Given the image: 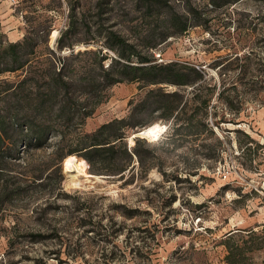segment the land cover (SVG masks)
<instances>
[{"label": "rangeland", "instance_id": "1", "mask_svg": "<svg viewBox=\"0 0 264 264\" xmlns=\"http://www.w3.org/2000/svg\"><path fill=\"white\" fill-rule=\"evenodd\" d=\"M20 1L0 0V32L8 41L20 40L24 33ZM95 1H83L91 26L102 23L131 39L142 37L149 27H163L160 19L143 17L136 0L112 1L111 10L103 13L109 20L99 22ZM169 2L178 13L187 4L196 6L200 25L189 20L185 32L160 41L152 50L154 57L160 54V63L191 64L218 86L215 65L225 64L228 54L252 51L251 74L230 71L236 90L222 99L213 95L208 106L210 112L214 104L218 116L234 113L235 124L216 127L210 121L213 134L202 132L200 125L199 135L176 130L156 111L135 109L145 91L140 83H116L86 118L83 131L127 119L124 139L131 150L135 142L129 146L128 138L139 129L155 122L165 129L153 141L135 136L141 160L132 154L124 172L94 174L98 179L79 176L77 186L63 170L64 158L55 153L56 136L38 148L19 146L18 160L0 161V187L5 190L0 194V264H227L228 248L236 246L244 252L253 246L244 253L245 262L264 264V89L254 80L264 79V0ZM67 12L62 3L53 13L52 30L66 25ZM89 34L73 36L74 52L102 47L85 43ZM49 46H55L50 36ZM69 52L64 48L60 53ZM1 78L12 80L14 74ZM248 80L254 83L245 84ZM163 87L182 94L187 115L203 118L202 107L191 100V87Z\"/></svg>", "mask_w": 264, "mask_h": 264}, {"label": "trees", "instance_id": "2", "mask_svg": "<svg viewBox=\"0 0 264 264\" xmlns=\"http://www.w3.org/2000/svg\"><path fill=\"white\" fill-rule=\"evenodd\" d=\"M83 1L85 3L86 0H49L45 3L42 0H21L19 10L23 11L25 23L23 36L20 40L8 41L0 32V76L14 74L12 80L0 79V161L18 160L19 146L23 149L38 148L56 136L55 153L61 158L68 155L83 158L89 173L110 175L124 172L131 164L132 154L140 159L136 151L138 137L134 138L131 150L125 143L124 127L130 122L113 119L91 132L82 129L86 118L108 99L109 89L122 82H138L139 89H145L135 109L156 111L160 119L174 123L176 130L181 127L192 134L199 135L203 131L213 134L210 121L216 127L221 123L235 124L234 113L218 116L214 104L210 112L208 106L213 95L222 99L225 92L236 90L230 71L237 70L240 75L251 74L249 62L252 51L242 56L228 54L223 58L227 61L225 64L217 63L219 85H212L203 69L186 63H160L152 53L153 48L167 36L185 32L189 20L200 25L201 11L196 6L187 4L184 12L178 13L174 12L169 0H136V5L142 7L143 17L160 19L163 27L159 30L149 27L142 37L131 39L111 26L104 27L102 23L91 26L83 10ZM112 1L115 0L95 1L94 6L98 9L95 15L99 22L109 20V16H103V13L111 10L108 7L112 6ZM62 3L67 6V23L59 29L55 46L50 47L49 36L55 21L53 13ZM80 31L90 33L85 43L99 42L113 55L103 52L102 47L74 52L72 38ZM64 48L70 50L69 54L60 53ZM80 58L85 61H80ZM254 80L264 89V79ZM251 83L254 81L245 82ZM164 85L191 87V100L202 107L203 118L200 120L194 114L187 115V102L182 100V94L176 90L167 91ZM225 103L232 111L233 100L228 98ZM198 126L202 132H198ZM243 135L248 138V134ZM5 142L8 143L6 146ZM4 191V187H0V194ZM251 249L253 246L244 252L238 246L229 247L226 263L248 264L244 253Z\"/></svg>", "mask_w": 264, "mask_h": 264}, {"label": "bare ground", "instance_id": "3", "mask_svg": "<svg viewBox=\"0 0 264 264\" xmlns=\"http://www.w3.org/2000/svg\"><path fill=\"white\" fill-rule=\"evenodd\" d=\"M57 35V30L53 29L50 33V38L53 41ZM165 129V125L158 122L151 123L144 128H141L137 133L132 134L128 138L129 146L133 145V137L139 136L145 138L148 141H153L161 132ZM162 130V131H160ZM153 133V134H150ZM63 170L70 173V183L73 186L79 185V176H84L86 178L93 177L98 179V176L91 174L87 171V163L83 158H78L76 155H68L63 159Z\"/></svg>", "mask_w": 264, "mask_h": 264}, {"label": "built area", "instance_id": "4", "mask_svg": "<svg viewBox=\"0 0 264 264\" xmlns=\"http://www.w3.org/2000/svg\"><path fill=\"white\" fill-rule=\"evenodd\" d=\"M155 58L157 59L158 62L162 60V59H160V54L159 53L155 54Z\"/></svg>", "mask_w": 264, "mask_h": 264}, {"label": "water", "instance_id": "5", "mask_svg": "<svg viewBox=\"0 0 264 264\" xmlns=\"http://www.w3.org/2000/svg\"><path fill=\"white\" fill-rule=\"evenodd\" d=\"M57 35H58V31H57ZM57 35H56V36H57ZM55 39H56V37L54 38V41H55Z\"/></svg>", "mask_w": 264, "mask_h": 264}, {"label": "snow or ice", "instance_id": "6", "mask_svg": "<svg viewBox=\"0 0 264 264\" xmlns=\"http://www.w3.org/2000/svg\"><path fill=\"white\" fill-rule=\"evenodd\" d=\"M160 131H162V130H160ZM150 134H153V133H150Z\"/></svg>", "mask_w": 264, "mask_h": 264}]
</instances>
